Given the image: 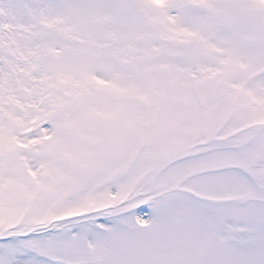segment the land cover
Instances as JSON below:
<instances>
[{
	"label": "snow or ice",
	"instance_id": "1",
	"mask_svg": "<svg viewBox=\"0 0 264 264\" xmlns=\"http://www.w3.org/2000/svg\"><path fill=\"white\" fill-rule=\"evenodd\" d=\"M0 264H264V0H0Z\"/></svg>",
	"mask_w": 264,
	"mask_h": 264
}]
</instances>
